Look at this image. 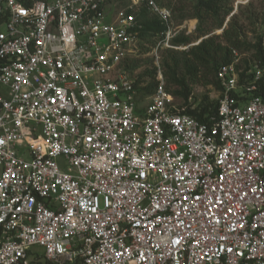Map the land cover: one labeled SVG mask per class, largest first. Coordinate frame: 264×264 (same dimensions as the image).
Wrapping results in <instances>:
<instances>
[{
    "label": "built area",
    "instance_id": "obj_1",
    "mask_svg": "<svg viewBox=\"0 0 264 264\" xmlns=\"http://www.w3.org/2000/svg\"><path fill=\"white\" fill-rule=\"evenodd\" d=\"M144 8L182 48L158 0H0V264H264V63L200 120L126 68Z\"/></svg>",
    "mask_w": 264,
    "mask_h": 264
},
{
    "label": "rangeland",
    "instance_id": "obj_2",
    "mask_svg": "<svg viewBox=\"0 0 264 264\" xmlns=\"http://www.w3.org/2000/svg\"><path fill=\"white\" fill-rule=\"evenodd\" d=\"M158 1L171 9L174 25L176 27H185L182 33L183 35H187L191 41L186 44H180L183 47L179 49L160 48L159 50L156 48L157 38L153 40L156 41V43H153V41L149 42L146 39L138 42L128 58V62L139 60L138 67L132 74L141 78L143 81L141 85L144 86L147 84V81L150 80V76L147 73L156 68L157 81L164 84L165 89L173 96L177 106L180 108L182 106L183 108L181 109L183 110L188 106L191 107V109H199L201 105L206 103H214L215 105V103L219 101L221 91L214 83L203 84L204 82L201 80V76L204 74L205 68L199 67L201 69L198 72L199 80L195 82L189 79L186 71H179L177 74L181 84L172 82L170 79L172 72L170 68L164 67L163 61L167 55V51H188L192 46L200 43L204 38L215 35L222 36L224 30L230 26L233 20H236L243 29L241 40L243 46L242 49L238 50L241 51L244 59L239 67L242 72L246 71L250 66L248 59L252 58L253 54L256 52L253 46L257 43L260 34L264 35V0H228V6L232 7V11L225 18L221 28H218L219 20H217V18L209 17L204 22H201L195 16V5L197 0ZM202 31H206L207 34L200 36ZM219 41L225 42L222 37ZM165 74H167V76ZM208 78L212 81L215 79L213 71L212 75H209ZM3 89L4 87L0 86V90ZM185 94L189 95L187 99L185 98Z\"/></svg>",
    "mask_w": 264,
    "mask_h": 264
},
{
    "label": "trees",
    "instance_id": "obj_3",
    "mask_svg": "<svg viewBox=\"0 0 264 264\" xmlns=\"http://www.w3.org/2000/svg\"><path fill=\"white\" fill-rule=\"evenodd\" d=\"M228 3V0H197L195 5V16L201 22H204L209 17L217 18V20H219L218 28H221L225 18L232 11V7L228 6ZM151 15L150 11L144 8L138 16V20L141 24L139 42L145 39L149 42L156 40V38L158 40L159 34L166 29L163 22L155 15ZM206 34V31H202L200 36ZM242 35V27L238 21L233 20L230 26L224 30L222 36L215 35L204 38L199 44L192 46L188 51L168 50L163 61L164 67L170 68L172 72L170 79L172 82L181 84L177 74L179 71H186L189 79L195 82L199 80L198 72L201 70L199 67H202L205 68L204 74L201 76V80L204 82L203 84L214 83L221 90L220 83L217 79V71L220 67L233 61L232 51L234 48L242 49ZM221 37L224 38L225 42L219 41ZM190 41V38L183 34L174 39V42L177 44H186ZM154 42L156 43V41H153V43ZM253 48L256 50L253 57L260 59L264 63V37L262 34H260ZM138 62L139 60L133 62L127 61L126 68L133 73L138 67ZM156 71L157 69L154 68V70L147 73L150 76V80L141 88L143 93L152 94L158 86L159 82L156 79ZM212 71L215 76L213 81L208 78L209 75H212ZM165 75L167 76V74ZM141 82H143L141 78H138V84H141ZM188 97L189 95L185 94V98L187 99ZM217 105L218 102L215 103V105L214 103H206L201 105L199 109H191V107L188 106L183 111L196 116L200 120H204L207 114L212 115L217 112ZM181 108L183 107L181 106Z\"/></svg>",
    "mask_w": 264,
    "mask_h": 264
}]
</instances>
